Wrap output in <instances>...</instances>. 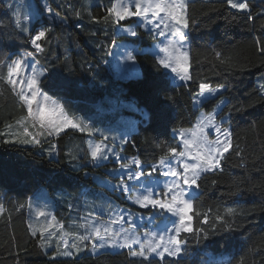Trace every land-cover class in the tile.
<instances>
[{
	"label": "trees",
	"instance_id": "1",
	"mask_svg": "<svg viewBox=\"0 0 264 264\" xmlns=\"http://www.w3.org/2000/svg\"><path fill=\"white\" fill-rule=\"evenodd\" d=\"M29 1L34 2L39 11L48 3L67 21L66 25L58 21L52 24L50 52L46 57H39L41 63L53 65L50 79L45 80L46 91L51 89L58 93L67 101L71 113L90 120L96 127L123 118L137 122L131 124L130 131L123 136L128 143L120 147L127 159L138 157L145 164H152L163 155L156 147L158 143L179 144L171 130L192 127L199 115V111L193 108L187 88L169 77L167 86L171 90L167 95L173 99L165 103L158 92L163 80L155 67L152 51L137 55L138 75L116 73L108 63L111 59L108 52L113 53L112 40L117 44L135 40L137 47L149 45L153 40L147 32L139 29L140 36L132 38L119 32L113 35L108 27L106 37V26L92 23L88 13L103 16L109 0ZM249 3L252 19L247 13L226 7L222 0H189L190 17L198 21L189 29L194 76L207 78L213 84L227 85L228 90L223 93L227 107L220 106L225 113L233 107L244 108L243 111H233L231 120L224 125L231 128L233 142L238 146L237 150L243 152V159L232 151L223 162L222 172L203 174L198 181L200 191L194 196V206L201 212L212 209L213 214L218 210L222 213L229 206L250 214L246 220H237V224H243V227L234 232L220 233L201 244L189 238L188 251L178 258L179 264H237L241 257H246L248 264H264V211L260 210L264 206V95L259 90V85L264 83L260 79L264 74V56L257 53L255 46L257 38L264 40V29L261 28L264 15L260 14L264 10V0H249ZM67 4L79 10L83 18L77 20L74 12L68 11ZM16 6V0H0V54L31 51L25 35L14 28ZM92 32L96 33L94 37L90 35ZM100 44L109 47L98 48ZM217 51L231 57L239 67L226 69L216 59ZM219 99L217 96L207 101L203 110L210 111ZM121 100L132 101L139 110L121 107L113 111L111 105ZM98 101L107 105L100 113H97ZM23 114L14 96L0 82V133L8 125H15ZM135 117L137 119L132 121ZM73 136H80L81 142L85 143L84 135L74 131L46 140L40 146L0 143V204L11 213L10 219L7 213L0 218V264H139L128 256L126 249L98 253L85 251L72 258L51 260V251L44 255L37 247L38 241L29 234L27 206L15 211L19 204L26 205L42 187H49L55 176L61 179L79 176L92 182L85 172L102 173V165H116L112 161L93 165L84 158L85 150L81 159L70 161L68 153L73 151ZM51 144L57 147L50 156ZM73 184L75 188L80 185ZM237 188L242 194L233 196ZM117 198L121 208L129 205L134 211L148 213V210L129 203L124 195ZM63 208L62 211L57 207V214L62 217L67 213L69 216V205ZM154 219L156 222L162 220L161 217ZM199 219L194 217V227L201 226ZM170 259L161 262L159 258H153L152 264H169Z\"/></svg>",
	"mask_w": 264,
	"mask_h": 264
},
{
	"label": "snow or ice",
	"instance_id": "2",
	"mask_svg": "<svg viewBox=\"0 0 264 264\" xmlns=\"http://www.w3.org/2000/svg\"><path fill=\"white\" fill-rule=\"evenodd\" d=\"M222 3L236 12L249 14V19H252L249 0H222ZM66 7L69 12H74L77 20L83 18L82 13L74 10L71 4ZM104 11L103 16L90 12L88 15L92 23L106 26V37L108 27L113 35L119 32L132 38H138V30L143 29L155 41L152 55L163 80L158 92L165 103L173 99L167 95L171 90L167 86L169 77L187 88L193 108L199 111V115L192 127L171 130L179 144L158 143L156 147L161 149L163 155L153 164H145L138 157L127 159L117 150L116 144L117 140L120 146L128 143L126 137L112 135L95 127L90 120L71 113L67 101L58 93L45 90V80L50 79L53 65L41 63L39 57H46L50 52L52 24L57 21L67 24L66 19L54 12L48 3L40 7L36 17L22 16L19 11L14 14V28L25 35L31 51L15 55L0 54V82L8 88L24 113L15 124L20 130L0 133V143L40 146L46 140L57 139L69 131L86 134L89 138L85 141L84 158L97 166L110 159L118 165V168L110 170L119 177L118 182L111 185L112 190L119 191L140 209L148 210L153 219L156 215H167L170 226L162 231L148 228L141 231L135 222L136 214L113 204L107 205L108 219L90 212L78 222H72L73 231L67 230L62 220L48 212L47 205L34 208L30 198L26 205L19 204L15 211L19 212L27 206L30 212H34L35 222L27 224L29 234L38 241L37 247L44 255L51 251V260L72 258L86 250L98 253L104 249L119 248L126 249L128 256L139 261V264H152L153 258H159L161 262L171 258L169 264H179L178 258L188 251L189 238L201 244L220 233L234 232L243 227V224H237V220H246L250 214L231 206L225 207L222 213L218 210L213 214L212 209L197 211L191 192V189L199 188L198 181L203 174L222 172L223 162L232 151L243 159V152L237 150L238 146L233 142L231 128L224 125L231 120L233 111H243L244 108L233 107L225 113L220 106L227 107L223 96L228 90L227 85L213 84L207 78L194 76L193 57L188 46L189 29L196 26L198 21L190 17L189 0H109V6ZM260 14L264 15V10ZM33 19L35 23H32ZM261 28L264 29V25ZM90 35L94 37L96 33ZM135 43L133 40L132 44ZM255 46L257 53L264 56V40L257 38ZM97 47L106 48L109 45L100 44ZM111 47L120 48L117 55L124 64L131 62L135 65L137 55L143 51L128 44L117 45L116 40H112ZM108 55L113 53L108 52ZM215 57L226 69L239 67L223 52H215ZM239 70L243 71V68ZM260 79L264 80V74ZM259 90L264 95V83L259 85ZM216 96L220 97L216 105L210 111H204L205 103ZM7 127L11 129L13 125ZM210 131L215 133L214 138H210ZM97 136L99 139H96ZM56 147L55 144L50 145V156ZM68 156L70 161L81 159L79 154L71 151ZM155 175L163 176V183L152 180L151 177ZM241 194L239 188L232 193L233 196ZM260 210L264 211V206ZM6 213L10 219L11 213L0 204V218ZM194 217L200 218V227L193 226ZM237 264H248V261L246 257H241Z\"/></svg>",
	"mask_w": 264,
	"mask_h": 264
},
{
	"label": "rangeland",
	"instance_id": "3",
	"mask_svg": "<svg viewBox=\"0 0 264 264\" xmlns=\"http://www.w3.org/2000/svg\"><path fill=\"white\" fill-rule=\"evenodd\" d=\"M16 3H17V6H16L17 11H19L22 16L23 15H31L33 17L38 16L39 10L37 9V6L36 4H34V2L29 1V0H16ZM122 43L128 44L131 47L142 49L143 50L142 52H144V51H153V45L155 44V41H153L152 44L141 45L139 47H137L136 43L132 44V41H120L117 45H120ZM119 51H120L119 47L113 48V55H111V59L108 62L109 64H112L114 71L122 75L123 74L138 75L139 69H138L137 64L132 65L131 62H129L128 64L122 63L118 59L117 53ZM96 105L99 108L97 113L104 111L103 110L104 106H107L105 104H100L99 101L96 102ZM121 107H128L133 110H139V108L130 100H121L118 103H114L113 105H111V109L113 111ZM130 116H134V114L130 113ZM136 119L137 117L132 119V121ZM106 120H110V118H107ZM136 123L137 122L126 121V118H123L119 120V122L101 123L100 126L97 128L103 129L106 133H110L112 135L123 137L125 134H127L130 131L131 124H136ZM19 130L20 129L16 128L15 125H13V128L11 129L7 128L3 130L2 133L16 132ZM83 135L86 141L89 137L86 134H83ZM209 136L210 138H214L215 133L210 131ZM73 139L75 140V143L72 144V149H73L72 153L81 155L83 151L85 150V154H86L87 146H86V143L81 142V137L73 136ZM96 139H99V136H97ZM116 144H117V150L121 151L119 140H117ZM121 154L122 156H124L122 151H121ZM111 161L112 160L110 159L109 161H104L99 165L110 163ZM153 163H156V162H153ZM113 168H118V165L117 164L116 165H109V164L102 165L100 167V169L103 170L102 173L91 174L87 172L88 174L85 176L88 177L90 175V180H92V182L89 181V178L84 179L79 176H72L67 179L66 178L61 179V178H58V176H55L54 179L50 182L49 187L48 186L42 187L39 191H37L34 194V197L31 198L33 206L34 208H36V207H44L45 205H54L56 208L58 207L59 210L63 211L64 210L63 207H65V205H69V209H68L69 216L67 218L63 219L61 216L57 214L55 215L59 220L63 219L62 221L64 222L66 229L69 231L75 230V228L72 226L73 221L78 222L81 217L87 215L90 212L106 220L108 219V213L106 210L107 205L108 204L119 205L117 196L123 197V195L119 191L112 190L111 185L117 183L119 179L118 175L110 172V170ZM151 179L158 181L160 183H163L165 178L160 175H155L151 177ZM73 183H80V185L78 186V188H75V184ZM199 191H200L199 188L191 189L192 196L194 197L195 195H197ZM128 202L131 203L130 201ZM123 209L131 210L132 213L136 214L135 222L139 226L141 231L144 228H148L153 231H162L164 230L166 226H170L169 224L170 217H168L167 215H156L155 217L162 218L161 221L156 222L155 219L151 218L148 213L134 211L129 205H125ZM46 210L50 212L48 207L46 208ZM25 211L27 214V224L30 221L35 222L34 212H30L28 208ZM141 213L143 214L142 216L140 215ZM42 222L43 221L41 220V223ZM104 250L118 251L120 249L119 248H116V249L109 248V249H104ZM104 250H101V251H104ZM82 253L78 255H81Z\"/></svg>",
	"mask_w": 264,
	"mask_h": 264
},
{
	"label": "crops",
	"instance_id": "4",
	"mask_svg": "<svg viewBox=\"0 0 264 264\" xmlns=\"http://www.w3.org/2000/svg\"><path fill=\"white\" fill-rule=\"evenodd\" d=\"M47 207H48V209L50 210V213H52V214H54V215L57 214V212H56V208H55L54 205H47ZM57 215H58V214H57ZM67 217H68L67 213H66L65 215L62 216L63 219H65V218H67ZM63 219H62V220H63Z\"/></svg>",
	"mask_w": 264,
	"mask_h": 264
}]
</instances>
